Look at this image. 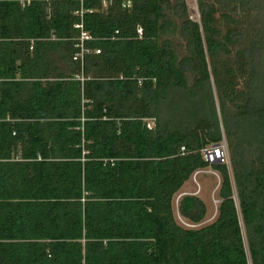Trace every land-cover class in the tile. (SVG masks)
<instances>
[{
	"label": "trees",
	"instance_id": "obj_1",
	"mask_svg": "<svg viewBox=\"0 0 264 264\" xmlns=\"http://www.w3.org/2000/svg\"><path fill=\"white\" fill-rule=\"evenodd\" d=\"M123 1L0 0V264H264V0Z\"/></svg>",
	"mask_w": 264,
	"mask_h": 264
},
{
	"label": "rangeland",
	"instance_id": "obj_2",
	"mask_svg": "<svg viewBox=\"0 0 264 264\" xmlns=\"http://www.w3.org/2000/svg\"><path fill=\"white\" fill-rule=\"evenodd\" d=\"M170 4L178 0H169ZM187 6V13L190 19L194 21H198V13H197V5L196 0H183ZM162 39H169L172 42L177 54L179 57L186 55V51L184 50V41L177 34H164L160 37V41ZM242 45H234L230 48V54L226 56V58L232 60L233 56L236 55L238 50ZM236 89L238 92L244 91V77H238L236 80ZM222 142H224L227 146V139L223 137ZM224 164L227 167L228 173L231 174V168L229 164V160L225 161ZM219 186V175L217 172L212 171L209 167L202 169L198 173H194L186 183L178 190V192L173 196L172 199V212L174 220L177 224L184 228H199L204 225L211 223L215 217L216 207L218 205V197L217 190ZM187 195H194L202 200L205 205L206 213L202 220V222L198 225H191L186 220H184L181 216H179L177 211V206L179 200Z\"/></svg>",
	"mask_w": 264,
	"mask_h": 264
},
{
	"label": "built area",
	"instance_id": "obj_3",
	"mask_svg": "<svg viewBox=\"0 0 264 264\" xmlns=\"http://www.w3.org/2000/svg\"><path fill=\"white\" fill-rule=\"evenodd\" d=\"M30 1L31 0H17L20 7H23L24 5H28L30 3ZM79 1L81 2L83 0H79ZM97 1L100 2L102 9H105L108 5H110L113 2V0H97ZM129 6H130V0H124L122 7L129 8ZM81 14H82V11L74 12V15L79 16V17L81 16ZM75 28L80 30V35L78 38L79 52L74 54L73 60H78L80 62V64H82L81 62H82V58H83V47H82L83 41L91 40L92 38L87 32L82 31L81 24L75 25ZM117 33H118L117 31H114V35H116ZM136 33L138 36H140L141 30L139 28H137ZM94 53L99 54V50H94ZM79 80L81 81L82 79L79 78ZM154 123H155V121L153 118L145 120V126L147 129H152L154 127ZM201 155H202L203 160L208 164L224 163L225 161L228 160V153H227L226 144L224 142H222V140L219 143L212 144L210 146L203 148L201 150Z\"/></svg>",
	"mask_w": 264,
	"mask_h": 264
},
{
	"label": "crops",
	"instance_id": "obj_4",
	"mask_svg": "<svg viewBox=\"0 0 264 264\" xmlns=\"http://www.w3.org/2000/svg\"><path fill=\"white\" fill-rule=\"evenodd\" d=\"M16 158H17V157H14L13 159L15 160ZM199 171H201V170H198V171H196V172H194V173H197V172H199ZM192 175H193V174H192ZM187 181H188V180H187ZM187 181H186V182H187ZM186 182H185V183H186ZM219 182H220V178H219Z\"/></svg>",
	"mask_w": 264,
	"mask_h": 264
}]
</instances>
